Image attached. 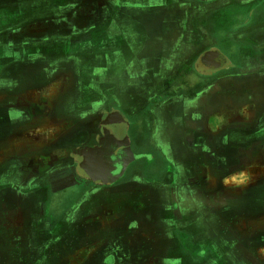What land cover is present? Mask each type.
<instances>
[{"label": "crops", "instance_id": "crops-1", "mask_svg": "<svg viewBox=\"0 0 264 264\" xmlns=\"http://www.w3.org/2000/svg\"><path fill=\"white\" fill-rule=\"evenodd\" d=\"M36 5L39 11L27 10ZM217 5L231 7L221 27L209 19ZM50 6L56 11L49 15ZM5 40L20 49L2 68L11 81L0 85V102L11 101L19 118L11 133L26 140L8 148L24 151L26 169L32 150L45 168L51 160L71 170V182L87 183L77 196L103 210L108 243L120 246L128 235L136 246L166 239L185 246L193 232L207 231L202 220L194 227L197 202L206 213L210 195L215 214L235 213L238 190L264 181L253 175L264 150V0H0ZM252 53L260 62L232 66L239 71L216 75L202 67L211 55L237 61ZM220 61L216 68L224 69ZM97 158L110 174L113 164L123 165L116 179L96 184ZM218 190L231 196L223 201ZM167 220L166 236L149 234ZM246 223L264 240V215ZM241 230L218 243L226 253L239 252Z\"/></svg>", "mask_w": 264, "mask_h": 264}, {"label": "rangeland", "instance_id": "rangeland-1", "mask_svg": "<svg viewBox=\"0 0 264 264\" xmlns=\"http://www.w3.org/2000/svg\"><path fill=\"white\" fill-rule=\"evenodd\" d=\"M21 7L25 8L22 5ZM217 7L218 5L214 7L215 11L209 19L212 17L221 27V24H227L226 18L231 14V7L222 8L221 5L219 9ZM236 8L238 7L236 6ZM30 9L39 11L40 8L36 5L27 8V10ZM48 10L49 15L56 11L53 6H50ZM81 14H87V11L81 9ZM4 42L0 41V85L11 78V71L2 70L3 66L11 63L13 60L11 53L20 49V44L10 46L6 40ZM59 45L61 44L56 43L54 47H60ZM45 48L49 50L50 46L47 45ZM226 55L232 60L223 54L218 55L216 59L217 55L215 54L210 56V62L206 63L207 65L202 63V67L206 66L208 73L217 71L216 75H219L224 72L239 71L234 70L233 65L249 67L255 63L258 64L262 59L259 54L255 53L245 54L243 60L236 57L237 61L232 55ZM46 56L49 60H54L53 57L57 55L51 53ZM221 59L224 60V69L216 68ZM198 60L197 58V62ZM3 92L5 95L7 90L1 93ZM11 105V101L0 102V143L2 142L0 144V264H264V240L259 237L258 230L249 232L246 223V217L256 218L264 215V181H252V186L238 190L241 192L237 197H233L235 213H229V211L221 215L215 214L217 202L211 203L213 196L210 195L206 199L209 205L206 213L199 211L200 206L197 202L195 204L194 218L196 222L194 221V227L198 229L200 224L198 222L202 220L207 231L202 228V230H197L198 232H193L192 243L188 239L184 246V241L177 240L174 245L173 240L166 239L164 243L157 242L153 246H136L128 244L130 240L127 235L123 240L127 243H120V246H116L114 242L108 243L109 241L105 240L101 231L105 225L101 207L90 205L89 208L87 207L88 200L79 201L80 197L77 194L85 189L87 183L78 184L67 180L54 181L59 176L57 173L59 169L54 165L49 166L51 160L45 168L44 163L38 160V152L32 150H30L32 157L27 160L31 169H26L24 151L15 152L17 148L15 150L8 148L15 144L23 145L26 141L24 135L11 133V128L15 129V125L11 121L18 122L17 120H19L18 116L11 112ZM14 137L18 139L17 142ZM33 137L34 135H32ZM256 161L258 164L254 168L253 175L264 174V166H262L264 165L262 163L264 162V150L259 151ZM239 168L241 167H234L233 170L241 172L242 169ZM96 181L97 185L104 184L98 178ZM209 190L212 191V188ZM218 192L224 195L223 201L226 196H231L226 191L218 190ZM245 192L251 193L249 200L245 199L243 195ZM194 200L197 201V199ZM246 201H248L247 204H245ZM242 202L244 205H241ZM165 209V206L159 208L160 216ZM159 215L154 213V222L158 221ZM96 216L99 218L95 219ZM101 216L103 218H100ZM180 219L183 220L181 216ZM223 222H226L224 231L220 232L218 228L223 225ZM178 226L179 224H175V227ZM243 226L244 231L241 230V232H245V235L240 232L242 235L239 236V241L242 245L240 250L239 246L237 247L239 252H236L239 254H232L230 251L226 253L218 243L230 242L236 238L234 233H237ZM170 230L171 224L167 220L160 223L156 231H149V234L153 236L159 233L166 236ZM219 232L225 236H219ZM115 237L125 236L114 233L112 238ZM208 237L217 241L216 247L214 244L213 248L206 247V244L202 243ZM147 240L151 239L147 238ZM206 248H209L207 254H205Z\"/></svg>", "mask_w": 264, "mask_h": 264}, {"label": "water", "instance_id": "water-1", "mask_svg": "<svg viewBox=\"0 0 264 264\" xmlns=\"http://www.w3.org/2000/svg\"><path fill=\"white\" fill-rule=\"evenodd\" d=\"M117 152H119L121 154L120 151H117ZM97 163L98 164L94 167V169H95L94 170V173H95L96 176H98V178H100L104 182L105 181L106 182L112 181L113 180L112 178L115 177L118 173H120L121 170H122V168H123L122 167L123 166L122 164H121L122 166L113 164V166L111 168L112 173L110 174V172H108V171H106V170L103 169V167L101 166V160L98 159V158H97Z\"/></svg>", "mask_w": 264, "mask_h": 264}, {"label": "flooded vegetation", "instance_id": "flooded-vegetation-1", "mask_svg": "<svg viewBox=\"0 0 264 264\" xmlns=\"http://www.w3.org/2000/svg\"><path fill=\"white\" fill-rule=\"evenodd\" d=\"M96 156L98 155V152L95 154ZM109 161V159L107 158H105L104 157V159H103V161ZM115 172V171H114ZM113 172V173H114ZM57 173H59L58 175V177L54 180V181H56V182H62V181H64V180H67V181H70L71 182V180H68V178L70 179L72 176H71V170H66V169H59L58 170V172ZM69 173H70V177H69ZM97 178H98V176H97ZM117 177L115 176V177H113L112 179H116ZM113 181V180H112ZM108 182H110V181H108ZM62 184V183H61Z\"/></svg>", "mask_w": 264, "mask_h": 264}]
</instances>
